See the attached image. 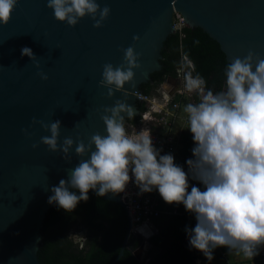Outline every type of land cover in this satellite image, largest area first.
I'll return each mask as SVG.
<instances>
[{
    "label": "water",
    "instance_id": "obj_1",
    "mask_svg": "<svg viewBox=\"0 0 264 264\" xmlns=\"http://www.w3.org/2000/svg\"><path fill=\"white\" fill-rule=\"evenodd\" d=\"M111 9L102 28L91 17L76 27L58 22L48 0H19L7 26L0 23V264H42L39 251L48 213L51 187L74 168L81 157L71 150V162L41 143L50 135L33 118L62 123L60 144L66 137L87 144L91 135H106L101 115L117 100L140 115L138 94L152 75L162 69L165 42L175 34L174 13L182 14L191 28H200L216 41L229 63L251 50L264 58V0H97ZM139 36V41L133 37ZM130 46L139 55L135 87L126 84L113 97L101 87L103 65L120 66L121 49ZM29 47L40 67L22 56ZM44 72L49 79L38 75ZM134 116V117H135ZM27 130L29 135H25ZM33 144H39L34 149ZM88 158V157H85ZM73 190V189H70ZM96 194V191H91ZM125 206L120 196L102 197ZM137 232L130 222L116 264L126 249L142 261L149 245L144 237L134 249Z\"/></svg>",
    "mask_w": 264,
    "mask_h": 264
},
{
    "label": "clouds",
    "instance_id": "obj_2",
    "mask_svg": "<svg viewBox=\"0 0 264 264\" xmlns=\"http://www.w3.org/2000/svg\"><path fill=\"white\" fill-rule=\"evenodd\" d=\"M18 3L0 0V23L4 26L10 23ZM47 6L58 22L73 28L91 17L93 26L100 29L111 14L110 7L101 8L97 0H48ZM139 39L133 37L134 41ZM121 51L122 65H103L100 86L109 89V97L126 84L135 87L134 70L141 68L133 46ZM21 53L40 67L31 48L24 47ZM193 71L192 62L183 57L177 69L182 75L181 91L199 97L198 103H188L183 109L195 144L194 158L186 161L187 174L172 154L160 155L149 129L129 133L125 123L134 119L135 112L124 101L117 100L114 106L104 108L101 119L107 134L94 133L87 144L83 139L77 142L66 137L61 145L60 120L33 118V125L39 124L50 133L41 137L49 151L62 152L70 163L75 147L76 155L81 157L68 170V179L51 187L48 203L71 213L81 201H88L90 191L95 190L100 197L120 194L134 177L141 194L158 190L166 203L183 204L195 215V227L186 229L190 246L208 261L214 259L217 247H227L252 261L259 255V246L264 245V58L251 50L243 58L234 57L224 73V89L219 92L207 88L206 81L199 74L194 76ZM38 75L42 80L49 79L42 71ZM164 99H169L167 94ZM152 103H157L155 98ZM32 147L36 149L39 144ZM189 175L204 190L192 186L189 192ZM70 189L78 190L79 195Z\"/></svg>",
    "mask_w": 264,
    "mask_h": 264
},
{
    "label": "trees",
    "instance_id": "obj_3",
    "mask_svg": "<svg viewBox=\"0 0 264 264\" xmlns=\"http://www.w3.org/2000/svg\"><path fill=\"white\" fill-rule=\"evenodd\" d=\"M187 56L194 65L193 75L199 74L206 87L216 92L222 91L225 84V70L229 62L220 45L200 28L188 27L182 34H172L165 42L162 51V69L154 73L152 82L141 88L143 94L153 96L158 85L170 78H179L178 67ZM195 100V99H194ZM196 102V101H195ZM198 103V102H197ZM140 112L146 111L144 105H139ZM142 117L126 120V128L138 126ZM195 146L192 133L182 140L181 166L187 173L186 161L193 159L192 149ZM75 191L79 195L78 190ZM189 191V189H188ZM162 210L171 215H162L154 220L157 234L150 239L152 255L150 260L138 261L133 251L126 249L124 256L116 264H197L205 256L200 251L191 248L187 222L192 218L196 224L195 215L189 213L183 204L161 206ZM177 213L176 215L174 213ZM185 222V223H183ZM130 220L126 210L119 204L107 201L93 192H89L87 202L81 201L71 212L55 207L48 213L43 229L39 260L42 264H111L119 256L125 237L128 233ZM78 235L85 241L84 249L73 251L70 235ZM134 249H138L143 240L131 238ZM225 256H233L227 247H217ZM258 256V255H257ZM252 261L234 262L232 264H252ZM255 264H259L257 261Z\"/></svg>",
    "mask_w": 264,
    "mask_h": 264
},
{
    "label": "built area",
    "instance_id": "obj_4",
    "mask_svg": "<svg viewBox=\"0 0 264 264\" xmlns=\"http://www.w3.org/2000/svg\"><path fill=\"white\" fill-rule=\"evenodd\" d=\"M173 25L176 33L182 34L183 30L188 28V23L184 16L178 12L174 13ZM180 84L182 85V75H179ZM182 88V86H181ZM153 96L138 94L139 105H144L146 111L140 112L142 121L138 126L141 129L147 128L151 131L153 146L160 151V155L172 154L175 163L179 166L182 159V140L185 135L190 134L187 114L184 108L188 103H195L192 94L178 89L173 95L168 96L169 99H156L157 103L153 106ZM154 109V110H153ZM131 176V172H130ZM121 201L125 206L129 220L136 233H141L144 228H149L154 220L162 215H171L173 213L161 209L160 195L158 190H153L151 193L141 194L139 188L135 184L134 177L126 187L125 191L120 194ZM177 214L176 212L174 213ZM135 233V234H136ZM259 255L256 261L259 264H264V245L259 246ZM253 261L252 264H255Z\"/></svg>",
    "mask_w": 264,
    "mask_h": 264
},
{
    "label": "rangeland",
    "instance_id": "obj_5",
    "mask_svg": "<svg viewBox=\"0 0 264 264\" xmlns=\"http://www.w3.org/2000/svg\"><path fill=\"white\" fill-rule=\"evenodd\" d=\"M157 88H159V87H157ZM161 91L162 90H158V93H155L154 98H156L158 100H162L164 98V95L160 93ZM192 95H193V97L195 99L194 101H196L195 103L199 102L198 95L195 94V93H192ZM143 126L144 125L141 124V127H143ZM141 127L135 128V130L132 129L131 131H130L131 128H127V130L129 131V133H131L133 131L139 132V131L142 130ZM188 172H189V170H187V173ZM188 183H189V192L191 191V187L192 186H196V187L200 188L201 190H204V186L201 183H199L198 181L193 180L190 175H189ZM160 199H162V200H160L161 206H162V204H163V207L171 206L168 203H166L161 196H160ZM176 205L180 206L181 204H176ZM192 223H193V221H192V218H191L187 222V225H188L187 227L188 228H194L195 225H193L194 223L193 224ZM141 232L143 233V236H147L148 237L150 235V233L155 234L157 232V230L152 229V228H150V229L149 228H144ZM72 236H73V234L70 235L69 239H70V241L73 242V251L74 252H78L79 250L84 249L85 241L82 238H80V237L78 239H74V238H72ZM74 236H76V235H74ZM133 237L141 239V237L139 236V233L134 234ZM151 255H152V249H150L149 247H146V250H145V252L142 255V261H147L148 262L150 260V258H151ZM213 256H214V259L212 261H208L206 259V257H205L203 261H199V262H197V264H201L202 262H204L205 264H232L234 262H238V263L242 262L243 263V262L248 261L242 255H240V256H237V255L225 256L220 251L214 252Z\"/></svg>",
    "mask_w": 264,
    "mask_h": 264
},
{
    "label": "crops",
    "instance_id": "obj_6",
    "mask_svg": "<svg viewBox=\"0 0 264 264\" xmlns=\"http://www.w3.org/2000/svg\"><path fill=\"white\" fill-rule=\"evenodd\" d=\"M181 82H180V80H179V78H177V79H175V80H172V81H170L169 83H167L166 85H164L163 87H162V89H160V90H162L160 93L161 94H163V95H165V94H167V96H170V95H173L176 91H178V89H181V84H180ZM183 223H185V222H183ZM155 228V227H154ZM156 230V229H155ZM146 237V236H145ZM143 240H144V238H143ZM149 240V239H148ZM147 247H149L150 249H152V246H151V244H150V240H149V245L147 246ZM205 258V257H204ZM204 258H202L201 260H199V261H203L204 260ZM198 261V262H199ZM201 264H205L204 262H202Z\"/></svg>",
    "mask_w": 264,
    "mask_h": 264
},
{
    "label": "flooded vegetation",
    "instance_id": "obj_7",
    "mask_svg": "<svg viewBox=\"0 0 264 264\" xmlns=\"http://www.w3.org/2000/svg\"><path fill=\"white\" fill-rule=\"evenodd\" d=\"M172 80H175V79L170 78V79H168L167 81H165L163 84L158 85L157 87H159V88L156 87L155 90H154V92H153V94L158 93V90L162 89V87H163L164 85H166L167 83H169V82L172 81ZM150 228L155 229L153 224H150L149 229H150ZM156 234H157V232H156L155 234L150 233V235H149L148 237L146 236V238H148V239L150 240V239H151L152 237H154ZM139 236L141 237L142 240H143V238L145 237V236H143V233H142V232L139 233Z\"/></svg>",
    "mask_w": 264,
    "mask_h": 264
}]
</instances>
